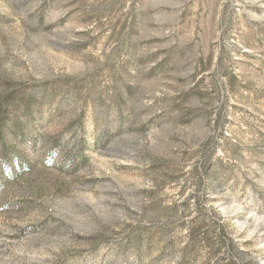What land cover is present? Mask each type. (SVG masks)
I'll return each mask as SVG.
<instances>
[{"label": "rangeland", "instance_id": "374dc122", "mask_svg": "<svg viewBox=\"0 0 264 264\" xmlns=\"http://www.w3.org/2000/svg\"><path fill=\"white\" fill-rule=\"evenodd\" d=\"M0 264H264V0H0Z\"/></svg>", "mask_w": 264, "mask_h": 264}]
</instances>
